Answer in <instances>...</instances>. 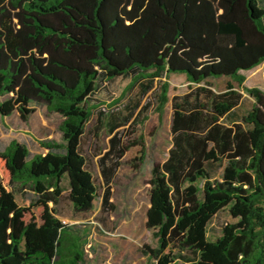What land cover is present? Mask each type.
<instances>
[{
  "label": "trees",
  "instance_id": "obj_1",
  "mask_svg": "<svg viewBox=\"0 0 264 264\" xmlns=\"http://www.w3.org/2000/svg\"><path fill=\"white\" fill-rule=\"evenodd\" d=\"M263 61L264 0H0L1 115L27 120L32 103H43L64 116L63 142H42L48 151L30 163L17 139L0 149V264L84 261L82 237L50 203L62 195L64 178L76 212L91 211L98 197L82 148L91 96L100 78L131 75L132 84L145 79L149 89L171 72L197 86L172 100V146L152 168L146 220L159 247L146 248L156 264L186 251L190 264H264V90L245 86L239 73ZM220 76L238 88L201 85ZM241 88L252 106L234 116ZM168 90L166 80L160 112ZM110 142L99 159L105 208L131 146L118 131ZM223 160L221 178H213L210 168ZM26 186L36 194L29 202ZM226 207L237 220L209 239V222Z\"/></svg>",
  "mask_w": 264,
  "mask_h": 264
},
{
  "label": "rangeland",
  "instance_id": "obj_2",
  "mask_svg": "<svg viewBox=\"0 0 264 264\" xmlns=\"http://www.w3.org/2000/svg\"><path fill=\"white\" fill-rule=\"evenodd\" d=\"M245 75L244 85L264 90V61L259 65L240 70ZM169 82L168 100L163 110L157 109V98L164 81ZM147 80L139 79L132 84L131 75L117 76L112 79L100 78L96 92L89 101L92 116L87 123L83 137V152L88 157L98 186V197L94 207L86 213L74 210L68 197L69 182L64 178V191L55 207L58 216L71 225L82 237L84 261L80 264H156V258L147 250L158 248L156 231L146 225L147 211L150 206V179L152 168L163 162L172 146V100L175 95H182L193 90L194 84L184 73L171 72L163 78H156L151 88L146 89ZM228 84L238 88V83L230 76L209 77L201 82L216 91L225 90ZM243 100L239 113H246L252 106L253 97L243 88ZM35 111L27 120L18 113L2 116L0 113V147L3 148L12 139L27 145L31 154L46 153L42 144L47 140L63 142L60 124L63 114L48 109L43 103H32ZM125 123L114 130L120 132L121 140L131 145L121 159V164L110 182L112 195L110 205L103 206L104 194L108 183L102 175L99 159L111 147L114 124ZM31 156L28 157L30 163ZM110 158L107 164H110ZM223 160L210 168L213 178H221ZM202 185V182H200ZM26 200L30 201L33 191L23 187ZM229 208L218 212L208 224V238L216 239L222 234L224 226L236 221ZM171 264H190L185 257L192 256L184 252Z\"/></svg>",
  "mask_w": 264,
  "mask_h": 264
},
{
  "label": "crops",
  "instance_id": "obj_3",
  "mask_svg": "<svg viewBox=\"0 0 264 264\" xmlns=\"http://www.w3.org/2000/svg\"><path fill=\"white\" fill-rule=\"evenodd\" d=\"M189 81V80H188ZM191 82V81H190ZM193 83V82H192ZM194 84H196V83H194ZM242 100H243V98H242ZM242 100H241V103H242ZM240 103V104H241ZM240 104H239V106H240ZM239 106L236 108V111L235 112H233L232 113V115H241V114H243V113H239V111H238V108H239ZM14 114V113H13ZM20 116V115H19ZM8 145V144H7ZM7 145H5L3 148H1L0 147V149H4ZM35 154V153H34ZM34 154H31V151H30V155L29 156H31V158H32V156L34 155ZM22 185H21V183H16V187L17 188H20ZM30 187V186H29ZM31 188V187H30ZM24 191L26 190L25 188L23 189ZM33 191V190H32ZM33 196H32V198L30 199V200H32L33 198H35L36 197V194L34 193V191H33ZM27 202H29L28 200H27Z\"/></svg>",
  "mask_w": 264,
  "mask_h": 264
}]
</instances>
